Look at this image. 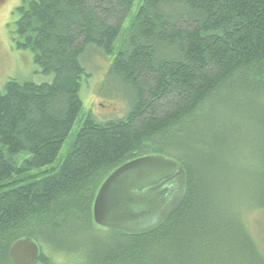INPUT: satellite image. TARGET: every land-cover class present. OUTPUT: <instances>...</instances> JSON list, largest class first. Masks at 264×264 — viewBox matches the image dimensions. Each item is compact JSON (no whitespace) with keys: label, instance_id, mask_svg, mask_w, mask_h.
Here are the masks:
<instances>
[{"label":"trees","instance_id":"obj_1","mask_svg":"<svg viewBox=\"0 0 264 264\" xmlns=\"http://www.w3.org/2000/svg\"><path fill=\"white\" fill-rule=\"evenodd\" d=\"M134 1L14 8L13 45L53 78L0 90V264L24 236L34 264H264V0H139L115 50ZM85 52L111 57L131 107L88 114L57 170L27 174L54 162L78 117ZM146 155L184 166L179 209L140 233L97 225L101 184Z\"/></svg>","mask_w":264,"mask_h":264},{"label":"water","instance_id":"obj_2","mask_svg":"<svg viewBox=\"0 0 264 264\" xmlns=\"http://www.w3.org/2000/svg\"><path fill=\"white\" fill-rule=\"evenodd\" d=\"M187 187L184 166L165 155L130 160L101 184L93 201V221L104 228L140 233L165 222L181 206ZM40 255L30 236L15 240L8 249L13 264H34Z\"/></svg>","mask_w":264,"mask_h":264},{"label":"rangeland","instance_id":"obj_3","mask_svg":"<svg viewBox=\"0 0 264 264\" xmlns=\"http://www.w3.org/2000/svg\"><path fill=\"white\" fill-rule=\"evenodd\" d=\"M23 0H0V90L8 79L18 81L30 80L35 83L50 82L51 74H43L33 61L30 50H18L10 39L17 15L14 8ZM139 0H135L125 20L124 26L115 43V50L125 34L131 17L137 11ZM81 64L88 75H83L80 88L82 107L68 136L54 162L41 168L30 170L27 174H37L57 170L72 146L77 131L85 117L90 114L98 121L120 119L126 116L131 107V96L115 77L108 74L111 57L102 56L97 52H85ZM248 155H244L247 161ZM244 169V168H243ZM242 170V169H241ZM5 188V187H4ZM262 222L258 224L261 227Z\"/></svg>","mask_w":264,"mask_h":264}]
</instances>
